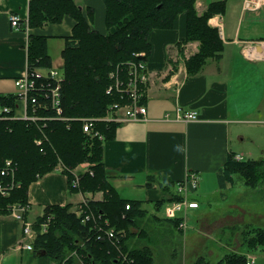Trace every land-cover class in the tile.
<instances>
[{"label": "crops", "instance_id": "0c3cea01", "mask_svg": "<svg viewBox=\"0 0 264 264\" xmlns=\"http://www.w3.org/2000/svg\"><path fill=\"white\" fill-rule=\"evenodd\" d=\"M72 1L86 17L93 11L94 20L89 21L92 29L102 34L108 32L105 0ZM211 3L198 0V13L205 12ZM30 5L31 0H0V97H12L19 91L15 83L28 69L30 34L48 38L50 68H64L63 52L74 40L76 21L71 16H65L60 23L49 22L43 27L30 29L28 33L15 30L10 22L11 14H18L26 21ZM263 7L264 0H242V11L251 15L260 13ZM223 16L217 15L209 21L222 33V58L210 59L202 72L195 76L188 74L187 60L199 51V43L190 42L179 47L186 38L185 14L179 15L173 29L155 30L150 34L152 51L147 61L151 70L143 103L147 107L146 119L120 123L114 138L102 141L107 182L121 199L134 203L136 215L153 222H180L175 219L180 213L170 217L168 207L178 199V184L188 174L198 175L199 189L217 184L220 193L232 188L235 182V176H232L233 183L228 182L226 188L220 187L219 176L229 156L253 155L238 146L245 141L238 132L241 125L253 126L262 121L264 40L239 38L240 25L236 37L230 34L227 39ZM251 98L255 100L250 102ZM178 107L196 111L198 118L190 121L177 119ZM25 115L26 104L18 100L15 116L22 118ZM86 168L82 164L72 173L82 172L83 175L82 170ZM198 193L191 194L199 203L198 209L190 210L192 213L202 208ZM86 199L104 202L105 194L101 191L73 192L68 175L59 166L30 185L28 202L31 210L27 220L35 224L49 206H69L77 215L78 206ZM35 209L40 213L32 220L30 212ZM163 210L166 217L160 216ZM19 222L10 216H0V264H5L8 258L4 259V255L11 251L19 252L22 259L26 257L27 264H59L49 256H37L26 249V244L31 241L24 236L23 224ZM76 264L82 263L77 261Z\"/></svg>", "mask_w": 264, "mask_h": 264}, {"label": "trees", "instance_id": "16d2710c", "mask_svg": "<svg viewBox=\"0 0 264 264\" xmlns=\"http://www.w3.org/2000/svg\"><path fill=\"white\" fill-rule=\"evenodd\" d=\"M229 1L212 2L200 15L196 8L198 0H105L108 32L102 34L90 26L89 21L94 20L93 11L86 17L72 0H31L28 17L30 29L43 27L49 22L60 23L65 16H71L76 21L74 40L63 52L65 81L61 87L62 116L70 119L103 118L114 104H124L125 95L118 92L107 93L111 83L110 74L118 71L126 78V63L136 61V54L139 53H146V59L151 55L150 34L155 30L173 29L181 14L186 15V38L180 42L179 47L190 42L199 43V51L187 60V70L190 76L200 74L210 59L222 58L224 41L219 28L211 26L209 21L217 15H225ZM47 41V37L30 34V70L51 63ZM148 70H151L150 65ZM35 96L39 107H43L37 110L40 116H57L50 91L37 92ZM16 102V95L0 97V105L14 108V111ZM119 125L102 122L96 123L94 128L108 140L114 138ZM36 141H42V145H38ZM7 162H11L15 171L14 180L20 187L14 189L9 198L0 194V215L9 214L12 205L28 203L30 185L62 166L73 192H104V202L90 201L88 210L102 214L117 232L128 231L126 223L137 221L130 218L137 211L134 203L121 199L107 182L102 141L87 135L80 121H0L2 187H8L13 181L12 173L4 172ZM93 162L96 163L90 168L93 174H83L80 185L73 187V170L84 163ZM254 164L264 166V158L237 162L235 155H230L219 176L220 187L226 188L228 182L233 183L232 176L244 173ZM127 205H130L129 210L126 209ZM50 215L54 219L47 233L41 234V225ZM35 229L39 232L33 243L35 255L40 256L46 252L45 256L59 264H76L77 261L82 264H121L118 253L124 249V253L128 252L129 259L133 261L128 264H151L149 249L140 245L133 249L129 245L127 247L125 235L119 245L108 240H96L93 223L83 224L81 218L70 211L69 206L47 207L44 215L35 222ZM252 240V249L264 248V230L258 231L257 237ZM71 253L77 255V260ZM247 259L244 254L233 255L225 264H247Z\"/></svg>", "mask_w": 264, "mask_h": 264}, {"label": "rangeland", "instance_id": "374dc122", "mask_svg": "<svg viewBox=\"0 0 264 264\" xmlns=\"http://www.w3.org/2000/svg\"><path fill=\"white\" fill-rule=\"evenodd\" d=\"M213 1L219 0H209V2ZM222 18L227 39L230 34L236 37V29L240 25L239 38L264 40V7L260 13L251 15L250 12L242 11V0H231ZM220 34H222L221 31ZM262 49L264 54V45ZM40 68L46 71L58 69L65 77L64 68H50L48 65ZM257 84L260 85L259 82ZM144 93H146L144 84L135 89V97H132L135 104H143ZM243 93L246 92L243 91ZM253 100L255 99L251 98L250 102ZM260 114L262 120L260 123H255L253 126L241 125L238 132L240 137L245 138V141L238 144L240 149L253 154L249 156L248 153H244L247 160L264 158V104ZM89 136L100 142L104 139ZM84 164L89 169L96 165L94 162ZM234 178V186L220 193L217 192V184L213 187L210 185L198 188L196 191L199 193L196 195L203 203L202 208L193 213L189 211L188 224L185 226L175 224L174 221L153 222L152 219L136 215V212L132 213L130 218L137 221L126 223V230L129 229L125 232L127 247L129 245V248L133 249L134 246L140 245L143 246L142 248H148L151 264H225L229 257L242 253L248 255V259L251 258L250 255L255 257L253 264H264V248L252 249L250 245L252 239L257 237L258 231L264 230V166L254 164L249 170L235 175ZM30 213V218L34 220L40 211L35 209ZM160 216L166 217L164 210L160 212ZM10 218L18 221L13 217ZM138 221L141 224L138 225ZM105 227V224L101 225V229L106 230ZM95 235L98 236V234ZM121 249L123 250V247ZM124 250H119L120 253H118L121 264L130 261L128 252L124 253ZM13 252L15 251L4 255V259L8 258L5 264H27L26 257L22 259L19 252ZM71 254L77 260V255Z\"/></svg>", "mask_w": 264, "mask_h": 264}, {"label": "built area", "instance_id": "2783aa9c", "mask_svg": "<svg viewBox=\"0 0 264 264\" xmlns=\"http://www.w3.org/2000/svg\"><path fill=\"white\" fill-rule=\"evenodd\" d=\"M10 22L15 30H25L27 33L30 31L29 21H23L20 15L11 14ZM29 44L27 46V49ZM136 61H130L126 63L127 66V76L123 78L118 71H113L110 74L111 85L107 89V93L112 94L115 92L125 95L126 102L124 104H114L107 114L103 118H82V119H70L63 117V111L61 108V87L62 83L65 81V77L61 71L58 69L43 70L40 67L33 70L27 69V72L20 76L16 80V87L19 89L17 93V101L22 100L26 104V115L22 118H17L15 116L14 108L8 106L0 105V121L4 120H23L32 122H48V121H62L64 123H69L78 120L83 123V130L87 135H93L95 137L104 138L94 127L98 122L105 123H124L127 121H143L146 119L147 107L144 104H135L132 97H135V89L140 85L144 84V87L149 81V70L148 61L146 59V53L136 54ZM146 59V60H145ZM124 76V75H123ZM41 91H50L53 98V107L57 110L56 117L40 116L37 110L43 109L39 107V101L35 94ZM146 96V93H144ZM133 101L132 104H130ZM45 109V108H44ZM32 111V112H31ZM13 113V114H12ZM169 117V116H168ZM198 118V113L196 111H185L181 107L177 108V119L190 121L196 120ZM45 125V124H44ZM45 127V126H44ZM70 128V127H69ZM38 145H42V141H36ZM235 160L237 162L245 161L243 155H235ZM6 170L4 172L7 174L12 173L13 181L8 187L0 186V194L5 198H9L12 191L20 187L19 183L14 180V168L11 162L6 163ZM83 172L93 174L89 168L83 169ZM2 172L3 174H5ZM74 179L72 180L73 187H78L80 185V180L82 177V172L72 173ZM199 178L196 173H190L188 176L178 184L177 193L178 199H175L171 207H168V214L173 217L175 213H180L175 219H178L181 226L188 224V213L190 210L198 209L199 203L192 199L191 194L198 189ZM90 200L86 199L80 203L77 210V216L81 218L83 224L93 223V229L95 230L96 240L104 241L108 240L114 245H119L122 236L125 235V231L117 232L108 219H105L102 214H96L88 210ZM126 209H130V205L126 206ZM31 210L30 203L22 204L18 203L10 207V213L5 216H10L16 220L22 222L23 224V234L31 242L26 244V249L33 251V243L39 236V232L35 229V224L30 223L27 220L29 211ZM4 216V215H0ZM54 219L53 215L47 217L46 221L41 225V234L47 233L50 224ZM106 225V230L101 229V225ZM121 236V237H120ZM255 257L248 259L247 264H253ZM129 262H133L131 259ZM126 262L125 264H128Z\"/></svg>", "mask_w": 264, "mask_h": 264}, {"label": "water", "instance_id": "95a60500", "mask_svg": "<svg viewBox=\"0 0 264 264\" xmlns=\"http://www.w3.org/2000/svg\"><path fill=\"white\" fill-rule=\"evenodd\" d=\"M41 255H46V252L41 253Z\"/></svg>", "mask_w": 264, "mask_h": 264}]
</instances>
